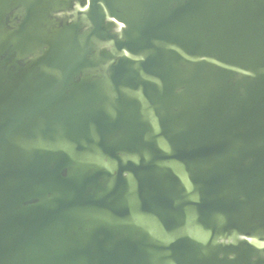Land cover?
Instances as JSON below:
<instances>
[{
    "label": "water",
    "instance_id": "95a60500",
    "mask_svg": "<svg viewBox=\"0 0 264 264\" xmlns=\"http://www.w3.org/2000/svg\"><path fill=\"white\" fill-rule=\"evenodd\" d=\"M0 264H264V0H0Z\"/></svg>",
    "mask_w": 264,
    "mask_h": 264
}]
</instances>
